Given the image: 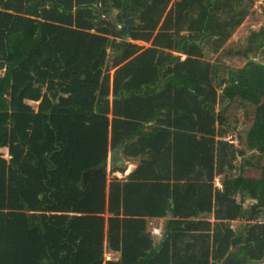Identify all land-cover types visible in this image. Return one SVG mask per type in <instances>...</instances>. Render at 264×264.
Instances as JSON below:
<instances>
[{"label":"trees","instance_id":"obj_1","mask_svg":"<svg viewBox=\"0 0 264 264\" xmlns=\"http://www.w3.org/2000/svg\"><path fill=\"white\" fill-rule=\"evenodd\" d=\"M255 1L0 0V148L9 155L0 152V264L264 259V221L229 224L264 208V179L244 208L235 161L245 150L223 126L229 97L264 94V64L249 58L260 34L237 52L247 59L239 67L205 59ZM125 7L129 38L149 46L111 35L106 19ZM120 143L138 163L108 180V152ZM245 147L264 153V101ZM168 212L155 243L147 219Z\"/></svg>","mask_w":264,"mask_h":264},{"label":"rangeland","instance_id":"obj_2","mask_svg":"<svg viewBox=\"0 0 264 264\" xmlns=\"http://www.w3.org/2000/svg\"><path fill=\"white\" fill-rule=\"evenodd\" d=\"M262 25H264V0H256L251 7L249 14L243 20L241 25L236 28L225 44L213 53H208L205 56V59L214 62L219 66L239 67L243 65L247 59L237 55V52L245 48L246 43L249 41L251 42L255 36L260 34L261 38L254 45L256 48L249 58H253L264 64V37L262 36L264 28L261 27ZM252 30H255V33H250ZM248 35L249 38H247ZM108 52L109 56H111L112 51L108 49ZM176 53L180 55L179 52ZM107 63H109V59ZM245 68L250 67L247 66ZM240 69L239 71L233 70V73L235 72L238 77L244 76L243 72H240ZM230 71L232 72V70ZM263 101L264 94L262 93L259 94L256 102L246 101L232 95L229 97L228 103H225L224 105L227 107L224 114L225 123L223 125L225 130H227L225 138L232 139L238 148H244L245 150V153L239 155L235 162L241 169L237 184V198L240 200L242 198L244 199L243 207L246 209H249L252 204H255L260 199L261 180L264 179L261 170V167H264V153L261 154L256 149L251 150L245 147L246 133L253 119L256 106ZM32 104L33 106L36 105L35 102H32ZM0 152L4 154V151ZM108 169L109 164L107 161V174ZM109 175L112 174L110 173ZM214 183L217 186L221 184L220 175H217L214 178ZM251 220L264 221V208H260L259 210L256 209L254 212L251 211L249 214L245 215L244 218L232 220L231 225L234 228H236V226L243 228V224H245V222H251ZM241 228L239 229L241 230ZM105 257H107V253H105ZM255 264H264V259Z\"/></svg>","mask_w":264,"mask_h":264},{"label":"crops","instance_id":"obj_3","mask_svg":"<svg viewBox=\"0 0 264 264\" xmlns=\"http://www.w3.org/2000/svg\"><path fill=\"white\" fill-rule=\"evenodd\" d=\"M122 9H126L127 10V16H130V15H128V9L125 7V8L117 9L118 12L116 14H114L113 10H112L111 13H110V17L108 19H106V21L109 23L110 27H113L114 30H116V28H119L123 24V20L120 17V11ZM118 16H119L121 22H119ZM114 20H116V21H114ZM111 35H112V33H111ZM117 39H119V38H117ZM127 40L131 41V42H134V43H136L138 45L144 46V47H147V46L150 45L149 42L140 41V40H131L129 38V36H128ZM179 53H180V56H181L182 59L185 58L184 54H182L181 52H179ZM112 150H109V152H111ZM0 151H4L3 156L5 158L9 157L6 147L0 148ZM109 152H108V154H109ZM115 160H121V163L120 164H114L113 166H109L108 174H107L108 175L107 176L108 180H109L110 177H113V176L118 177V178H122L123 176H125L126 174L131 172L137 166V163H138V161L136 159H127V158H125L123 156V153H122V147H121V155H116L115 156ZM115 166L123 168V172H121L119 170L110 171V169L112 167H115ZM110 173L112 175H109ZM218 187L221 188V184H219ZM106 215H107V213L105 214V216ZM168 217H170V213L169 212L167 213V215L165 217H150V218L147 219V224H146L147 226L146 227H147L148 231L151 233V237L153 238L155 243H158L161 240L163 231L171 225V222L167 219ZM208 219L211 222L214 220L212 214L210 215V217ZM231 222L232 221L229 222L230 225H231ZM236 228H238V230L240 231L239 228H241V227L240 226H236ZM105 253H107V257H106L107 259H116L119 256V252L115 251V250H112V249H106ZM253 262H255V261H253ZM210 264H215V263L213 261H211ZM220 264H222V262ZM225 264H239V261L236 260L235 262H233L231 260H227ZM251 264H255V263L251 262Z\"/></svg>","mask_w":264,"mask_h":264},{"label":"water","instance_id":"obj_4","mask_svg":"<svg viewBox=\"0 0 264 264\" xmlns=\"http://www.w3.org/2000/svg\"><path fill=\"white\" fill-rule=\"evenodd\" d=\"M117 12H118V10L116 8L113 9L114 14H116ZM120 17L123 20V24L119 28H116V30H114L113 27H111V33L113 36H115L119 39L127 40L128 39L127 33L131 29V26L133 25L134 16H133V14H131L130 16H127V10L122 9L120 11ZM114 21H116V20H114ZM121 147H122V143L118 144L111 152H109L108 158H107L109 166H113L114 164H120L121 163V160H115L116 155H121ZM92 171L93 170L89 171L88 173H90ZM84 177L86 178L87 174H85ZM226 261H227V259H224L222 261V264H225Z\"/></svg>","mask_w":264,"mask_h":264}]
</instances>
